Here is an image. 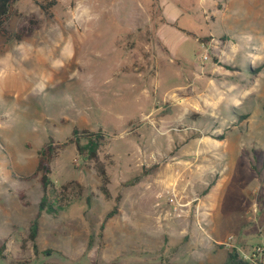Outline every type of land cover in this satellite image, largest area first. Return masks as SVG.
Here are the masks:
<instances>
[{
  "label": "rangeland",
  "instance_id": "obj_1",
  "mask_svg": "<svg viewBox=\"0 0 264 264\" xmlns=\"http://www.w3.org/2000/svg\"><path fill=\"white\" fill-rule=\"evenodd\" d=\"M49 1L19 0L8 29L28 16L39 28L0 37V264H221L226 232L250 253L261 239L247 232L264 231V0H53L45 13ZM74 128L103 137L110 200L73 144L52 161L44 195L25 179L42 146ZM166 164L203 204L201 235L176 248L142 216L164 201ZM114 206L121 215L100 232ZM33 223L36 240L21 249Z\"/></svg>",
  "mask_w": 264,
  "mask_h": 264
},
{
  "label": "trees",
  "instance_id": "obj_2",
  "mask_svg": "<svg viewBox=\"0 0 264 264\" xmlns=\"http://www.w3.org/2000/svg\"><path fill=\"white\" fill-rule=\"evenodd\" d=\"M19 0H0V37L5 40H15L21 41L24 38L30 37L34 31H36L40 26V21L34 16H28L24 19V21L17 26L15 32H11L7 25L11 14L13 13L14 6L18 3ZM54 1L51 0L47 4H40L42 10L46 13L47 8L52 6ZM217 140H222L223 136H215ZM81 139H87L88 141V149L86 152L83 151L81 145ZM94 139V142L92 141ZM100 140H103L101 135H93L89 133L87 130L82 129L78 130V128H74L71 132L70 138H68L65 142L58 144L53 141H48L45 143L40 151L38 152L37 163L34 172L27 178L34 179L39 184L43 195L47 191V188L50 184L49 182V174L51 172V163L58 155L59 151L66 145L73 144L76 152L79 155L84 156L86 160L89 162L91 168L93 169L96 177L99 180L98 191L103 195L104 199L110 200L111 193L109 190L110 178L106 172V163L105 160H102L98 155V148L101 145ZM110 155H105L104 157L108 158ZM151 167L149 170H152ZM137 180V178H135ZM133 180V181H135ZM132 181V182H133ZM70 183H65L61 185L59 194L61 195L59 203L60 205H65L67 202V189ZM214 181H212L207 188L204 190V194L207 193L213 186ZM23 193H19L20 199L23 198ZM120 196L116 195L113 200L115 202L119 201ZM117 213V206H114L111 210H109L104 218L101 221L99 231L102 232L105 223L112 218ZM38 229L36 224H30L28 227V231L24 233L21 237V249H25L26 244L34 243L37 237ZM4 244L0 243V259H5L3 255ZM49 251H45L46 254ZM10 263L13 264H29L30 260L28 258L25 259H15ZM221 264H250L246 260L242 259V257L238 254L235 248L226 249V256L224 261Z\"/></svg>",
  "mask_w": 264,
  "mask_h": 264
},
{
  "label": "crops",
  "instance_id": "obj_3",
  "mask_svg": "<svg viewBox=\"0 0 264 264\" xmlns=\"http://www.w3.org/2000/svg\"><path fill=\"white\" fill-rule=\"evenodd\" d=\"M171 6L172 5H170V3H167V5L165 6V11H164L166 16L168 17V19H167L168 22L176 21V18L178 17V14L175 13L174 6L173 7H171ZM177 34H179V33H177ZM127 166H128V164L126 163V167ZM151 167L156 168L157 165H152ZM162 167L167 168L170 172L168 174V178L166 179V184L163 185V188H162L163 191H164V189H166L168 187H172L175 192H177L178 194H181L184 197V199H186V200L193 199V198L197 199V202L195 204H192L191 207L189 208V210L186 213H184V215L181 216L180 218H175V217H173V215L170 214V207L167 204V202L163 196H161L160 198H162V199L164 198V201H162V203H159V202L156 203V206H157L156 210L152 211L151 213H148L149 216L142 215L143 217H150L151 223L155 227H158V229L160 231L159 235L161 237V241H162L161 244L162 245L164 243V245H167V247L176 248L177 246L181 245L183 241L186 242L189 238H192V236L195 237V235L198 236V234H200L199 227L202 229L200 219H201V216L203 215V210H202L203 204L201 205V202H202L201 197L199 195H197L196 193L191 192V195L186 194L187 196H184L183 191L187 190L186 188H187L188 183L187 182L186 183L181 182L179 177L176 175V172H174L175 166H172L171 164H166ZM135 178H137V180H135ZM140 179H141L140 176H135V177H133V179L126 180V181L122 182L123 184L121 186V190H123L126 187L133 186ZM133 180H135V181H133ZM158 181H161L163 183V180H161V179ZM121 190L119 189L118 193L116 194V195L120 196L119 201L117 202L118 205L122 199ZM252 210H254V213H256V209H252ZM120 215H121V213L118 210V206H117V213L113 217L120 216ZM112 218H110L109 220H111ZM255 222H257V221L254 220V223ZM103 230H104V228H103ZM258 230H259V232L257 231V234H255L256 231H254L253 234L252 233L249 234L248 232H247V234H248V236H256V237L261 239V241L259 243H257L256 245L264 244V231L263 230H262L263 232L260 231V228ZM234 234L237 235L238 233L237 234L234 233ZM234 234L233 233L228 234L226 232L225 236H222L220 239H217V238H219V236H218L216 238L217 240H215L216 243L218 244L217 248L219 249V247L225 246V248L228 249L226 239L230 237V241H229L230 245L235 246L238 249L244 251V248H243L244 244L242 243V239L240 237L241 235L239 237H237V243H234L233 242L234 236H232ZM239 234H242V233H239ZM195 243H196L195 248H198L200 246V251H202V249L204 248L203 243H202V239H199ZM197 254H200V256H201L202 252H199ZM158 264H164V263L160 260L158 262Z\"/></svg>",
  "mask_w": 264,
  "mask_h": 264
},
{
  "label": "built area",
  "instance_id": "obj_4",
  "mask_svg": "<svg viewBox=\"0 0 264 264\" xmlns=\"http://www.w3.org/2000/svg\"><path fill=\"white\" fill-rule=\"evenodd\" d=\"M205 59V56L202 57ZM163 196L170 207V214L175 218H180L186 213L192 204L197 202L196 198L186 200L181 194H178L172 187L166 188L162 193L158 195ZM230 237L226 239L228 249L235 248L242 259L246 260L250 264H264V244H258L251 247L250 253H246L235 246H231Z\"/></svg>",
  "mask_w": 264,
  "mask_h": 264
}]
</instances>
